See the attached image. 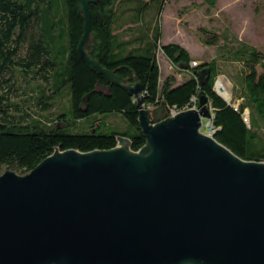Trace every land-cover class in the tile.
<instances>
[{
  "label": "water",
  "instance_id": "95a60500",
  "mask_svg": "<svg viewBox=\"0 0 264 264\" xmlns=\"http://www.w3.org/2000/svg\"><path fill=\"white\" fill-rule=\"evenodd\" d=\"M98 1L77 0L78 50L137 98L145 143L135 150L120 136L106 149L56 148L27 173H2L0 264H264V161L201 130L213 115L206 98L174 114L163 102L147 107L140 83L91 58Z\"/></svg>",
  "mask_w": 264,
  "mask_h": 264
},
{
  "label": "trees",
  "instance_id": "16d2710c",
  "mask_svg": "<svg viewBox=\"0 0 264 264\" xmlns=\"http://www.w3.org/2000/svg\"><path fill=\"white\" fill-rule=\"evenodd\" d=\"M166 2L91 3L86 52L125 83H140L146 106L163 102L170 114L198 107L206 98L215 138L243 159L264 161V49L208 30L214 35L203 40L220 44L222 60L197 62L182 44L161 42L159 18ZM204 2L214 6L218 0ZM83 32L77 0H0V167L24 174L56 148L106 149L120 136L135 150L145 143L137 98L87 65L78 50ZM159 48L180 78L174 73L161 78ZM223 61L236 62L239 69L227 73ZM223 72L233 82L229 102L214 90ZM21 77L42 82L26 92L31 106L16 116L8 111L15 102L1 90Z\"/></svg>",
  "mask_w": 264,
  "mask_h": 264
},
{
  "label": "rangeland",
  "instance_id": "374dc122",
  "mask_svg": "<svg viewBox=\"0 0 264 264\" xmlns=\"http://www.w3.org/2000/svg\"><path fill=\"white\" fill-rule=\"evenodd\" d=\"M159 20L162 30L161 42L182 44L189 50L192 57L197 59V62L213 57L220 58L219 54L222 52L220 44L209 45L203 40L205 35L209 38L214 35L208 30L221 32L230 40L237 37L264 49V0H218L214 6H209L204 0H168ZM24 53L25 46L21 51L22 55ZM157 59L162 79L170 73H174L177 78H180L172 61L160 48L157 51ZM238 67L239 64L236 62L223 61L222 68L227 73L235 74ZM227 73H221L217 80L223 76L229 82L230 94L222 95L230 100L233 96V82ZM9 76L10 74L7 75V77ZM38 81L42 82L41 78L38 77L34 79V82L33 80L29 82L27 77H21L12 88H9V85L2 88L1 91L15 102L8 110L11 114L20 115L24 108L31 106L26 92L30 93L31 86ZM147 107H153V105H147ZM36 109L40 110L39 107ZM50 110L54 112L55 106H52ZM175 112L171 111L170 114ZM208 122L210 123V119L204 118L201 127V130L206 133L211 132V128L207 125ZM7 169L12 168L6 165L0 167V175ZM14 170L21 173L18 169Z\"/></svg>",
  "mask_w": 264,
  "mask_h": 264
},
{
  "label": "bare ground",
  "instance_id": "6f19581e",
  "mask_svg": "<svg viewBox=\"0 0 264 264\" xmlns=\"http://www.w3.org/2000/svg\"><path fill=\"white\" fill-rule=\"evenodd\" d=\"M216 89L221 93L224 94L226 93L227 95L230 94V87H229V82L227 81V79H225L223 76H221L217 82H216ZM224 91H222L221 89ZM225 95V94H224Z\"/></svg>",
  "mask_w": 264,
  "mask_h": 264
},
{
  "label": "built area",
  "instance_id": "2783aa9c",
  "mask_svg": "<svg viewBox=\"0 0 264 264\" xmlns=\"http://www.w3.org/2000/svg\"><path fill=\"white\" fill-rule=\"evenodd\" d=\"M172 111L175 112L176 110L173 109ZM176 112H177V111H176ZM176 112H175V113H176ZM172 114H174V113H172ZM211 131H212V129H211Z\"/></svg>",
  "mask_w": 264,
  "mask_h": 264
}]
</instances>
